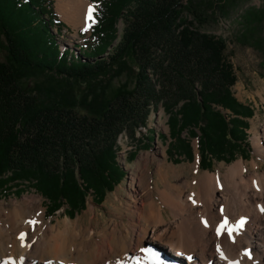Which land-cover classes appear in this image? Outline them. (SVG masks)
I'll list each match as a JSON object with an SVG mask.
<instances>
[{
    "label": "trees",
    "instance_id": "1",
    "mask_svg": "<svg viewBox=\"0 0 264 264\" xmlns=\"http://www.w3.org/2000/svg\"><path fill=\"white\" fill-rule=\"evenodd\" d=\"M244 1L90 0L95 22L77 53L61 52L52 30L65 25L52 0H0V195L30 188L45 200L48 218L62 208L73 218L88 196L101 204L126 176L116 162L120 135L133 139L158 105L168 115L169 155L193 157L181 138L187 132L200 169L247 160L253 110L232 95L237 77L227 42L204 30ZM238 20L232 42L261 50L264 8ZM128 62L137 67L131 87L110 97L94 88L74 95V83L92 85ZM37 76L46 81L27 87Z\"/></svg>",
    "mask_w": 264,
    "mask_h": 264
},
{
    "label": "rangeland",
    "instance_id": "2",
    "mask_svg": "<svg viewBox=\"0 0 264 264\" xmlns=\"http://www.w3.org/2000/svg\"><path fill=\"white\" fill-rule=\"evenodd\" d=\"M52 1L57 19L66 26L65 29L60 27L57 30L56 28L55 30L53 29L54 34L56 32L59 34L57 41L63 46L64 51L68 49L79 53V47L83 46L82 48H84L89 41V31L84 30L87 24L80 27H74L69 24L58 13L56 1ZM224 1L232 2L234 0ZM236 1L238 2L239 0ZM240 1L243 2V0ZM88 2L93 9L94 7L90 0ZM251 8L255 10L264 8V0H248L240 4L232 12L229 9V18L219 19L216 23H210V25L204 28L208 33L219 36L227 42V52H231L230 62L237 77V81L232 87V95L239 103L249 106L253 110V116L247 119L249 124V130L247 131L248 141L251 148L248 159L242 160L240 157H236L229 163L216 162L209 170L200 169L198 166L197 141L190 139L187 132H183L181 138L190 143L193 149V157L187 159L169 155L167 152L170 142L167 124L168 115L158 105L157 109H151L146 127L138 128L133 139L126 132L120 135L117 142L116 162L126 173V176L112 193L107 194L101 204H95L92 197L88 196L85 209L75 214L73 218H68L64 215L63 211L65 208H62L54 216L48 218L45 215V200L30 188H24L23 192L19 195H0L1 225L8 223L6 218L17 205H27L29 207L31 206V200L34 202L37 200L36 203H40L42 209L41 215L36 214V217L32 218L31 214L34 213V210H30L29 208L24 213L25 217H30L29 222L35 221L34 224L29 223L30 228L28 227V230L26 229L23 233L27 241L25 246L27 248L30 246L27 249V256H29L27 258L32 263L43 264V260H45L44 262H48L49 259L52 261V264L65 263L67 261H74V264H98V261L101 259L100 251H105L108 258L114 260L119 259L123 254L131 256L134 253L135 240L132 242L130 240L126 242L125 240V250L121 249L122 245L120 241L124 240L125 236H127L125 233L129 232L128 234L131 236L133 231L137 232V226H135L137 224V213L138 211L148 212L150 201L153 202L157 210L161 207L160 212L165 224L171 223L172 215L170 210L161 204L162 193L168 192L171 188L176 189L185 182L182 185L183 191H181L184 197L188 192L196 189L197 185L194 183V180L200 175L204 173L219 174L220 171H224L228 166L239 160L244 165L246 175L253 173L251 167L253 162L257 164L255 170L258 173L264 172V158L257 154L253 144L254 136H262L264 128V46L261 50L257 51L232 42L233 35L239 29L238 15L246 9ZM117 28L119 36L113 42L112 48L116 47L120 40V33L123 28L121 19L118 21ZM262 37L264 39V30ZM106 55L105 53L103 56ZM1 59L2 53L0 52ZM136 73V65L128 62V66L114 67L109 75L99 77V80L92 85L74 83L72 85L73 93L75 96L81 95L83 91H86L88 94V91L94 88L104 96L110 97L112 92L120 86L128 85V87H131ZM41 80L46 81L43 76H37L32 77L31 81L25 84L27 87H32L34 81ZM83 101L80 98L81 104ZM224 113L229 112L225 111ZM164 178H166V181ZM132 203L133 205L131 206ZM117 222L124 223L126 226L125 230L121 226H118L119 223L117 224ZM164 222H157L156 225L161 226ZM152 232V228L146 232L140 247L141 249L147 246L151 249L157 248L156 245L151 243ZM120 233L123 234L121 235ZM4 238L0 241V258L7 259L11 256H19L24 253L23 247L19 246V234L15 236L11 234L10 236L7 233V236ZM54 238L58 245H65V252L61 255L44 249L47 241ZM111 247L113 248L112 252L109 251ZM121 250L123 251L121 252ZM167 250V248H161V253H164V256L169 257L170 260L178 261V259L173 258V255H169Z\"/></svg>",
    "mask_w": 264,
    "mask_h": 264
},
{
    "label": "bare ground",
    "instance_id": "3",
    "mask_svg": "<svg viewBox=\"0 0 264 264\" xmlns=\"http://www.w3.org/2000/svg\"><path fill=\"white\" fill-rule=\"evenodd\" d=\"M55 1L58 13L69 24L74 27L86 24L88 9L92 8L88 0ZM253 144L257 154L264 158V128L262 136H254ZM251 167L253 173L246 175L244 165L239 160L224 171H220L219 174L204 173L200 175L194 180L197 185L196 189L188 192L184 197L181 191H183L182 185L185 182L176 189L171 188L169 191L173 190L172 192L162 193L161 204L170 210L171 223L165 224L160 212L161 207L157 210L153 202L150 201L148 212H143L142 209V212L138 211L137 213V224L135 225L137 232L133 231L131 236L128 234L129 232L125 233L127 236L120 241L121 249H124L125 240L126 242L135 240L134 253L131 252V256L123 254L119 259L114 260L108 258L105 251H100L101 259L98 264H137V262L139 264H153L151 258L145 252L140 251L145 234L150 228L153 229L151 243L157 246L153 250L162 255L161 257L166 264H234V262L235 264H264V211H262L264 209V172L260 174L255 170L257 167L255 162ZM164 179L166 181V178ZM147 197L149 198V196ZM130 201L132 202V200ZM36 202L31 200L29 207L17 205L6 218L8 223L0 224L3 226L0 227V241L5 239L7 233L10 236L11 234L14 236L19 234V246L23 247L24 252L19 256H11L7 259L0 258V264H36L27 258L29 257L27 256V249L30 246L28 248L25 246L27 241L23 234L26 229L28 230L30 219V217L24 216L25 210L27 208L34 210L35 214H31L32 218H35L36 214L41 215L42 213L40 203ZM0 215H2L1 212ZM242 218L246 221L244 227L238 232H233L231 238L227 230L219 236L217 235V227L225 219L228 221V227L232 228ZM203 221H207V227ZM157 222H164V224L157 226ZM117 224L125 230L124 223L117 222ZM21 234H23V239H21ZM64 246L58 245L54 238L47 241L44 249L61 255L65 252ZM160 247L167 248L169 255H173V258L178 259V261L170 260L169 257L164 256ZM218 247L224 254L223 259L220 252L217 251ZM143 249H148V246ZM112 250L111 247L109 251L112 252ZM245 252H249L250 256L244 255ZM188 257H192V259L189 260ZM44 261L43 264H52L49 259L48 262ZM58 264H74V261Z\"/></svg>",
    "mask_w": 264,
    "mask_h": 264
},
{
    "label": "snow or ice",
    "instance_id": "4",
    "mask_svg": "<svg viewBox=\"0 0 264 264\" xmlns=\"http://www.w3.org/2000/svg\"><path fill=\"white\" fill-rule=\"evenodd\" d=\"M93 11L94 10L91 7L88 9V12H87V15H86L87 27H85V29H84L85 31L88 30V27L91 26V23L95 22L93 20ZM262 211H264V209H262ZM203 222L205 223V226L207 227L208 226L207 221H203ZM29 223H33L34 224L35 221H30ZM245 223H246L245 219L242 218L239 222H237V224L234 227L229 228L228 227V221H227V219H225L224 222L217 227V235L219 236L220 234H222V232L227 230L228 235L231 238L232 237V233L233 232H238L240 229H242L244 227ZM21 239H23V234H21ZM140 251L141 252H145L151 258L153 264H166V262L162 259L161 255L159 253L155 252L153 249H151V248L143 249L142 248ZM217 251L220 252L221 258L223 259L224 258V254H223V252L220 251L219 247L217 248ZM244 255L250 256V253L249 252H245ZM188 259L191 260L192 257H188ZM137 264H139V262H137ZM234 264H235V262H234Z\"/></svg>",
    "mask_w": 264,
    "mask_h": 264
}]
</instances>
